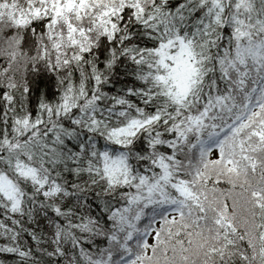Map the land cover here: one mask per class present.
Here are the masks:
<instances>
[{"label":"snow or ice","instance_id":"snow-or-ice-1","mask_svg":"<svg viewBox=\"0 0 264 264\" xmlns=\"http://www.w3.org/2000/svg\"><path fill=\"white\" fill-rule=\"evenodd\" d=\"M0 264H264V0H0Z\"/></svg>","mask_w":264,"mask_h":264}]
</instances>
